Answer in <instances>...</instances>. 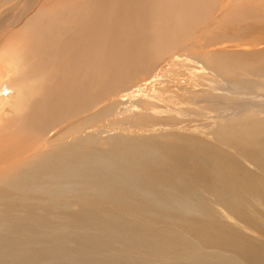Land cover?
<instances>
[{
    "label": "bare ground",
    "instance_id": "bare-ground-1",
    "mask_svg": "<svg viewBox=\"0 0 264 264\" xmlns=\"http://www.w3.org/2000/svg\"><path fill=\"white\" fill-rule=\"evenodd\" d=\"M0 264H264V0H0Z\"/></svg>",
    "mask_w": 264,
    "mask_h": 264
},
{
    "label": "rangeland",
    "instance_id": "rangeland-1",
    "mask_svg": "<svg viewBox=\"0 0 264 264\" xmlns=\"http://www.w3.org/2000/svg\"><path fill=\"white\" fill-rule=\"evenodd\" d=\"M198 71H194V72H192V74L194 75V76H196V77H198V76H200L201 75V71H199L198 73H197ZM188 73V72H187ZM163 88L164 87H160V88H158V89H156V88H154V87H152L151 89H149V88H143V91H144V93H146V94H148V95H153L154 94V91L156 92V91H162L163 90ZM166 92H168V91H166ZM239 92V94H242L243 95V93L241 92V91H238ZM253 241V240H252Z\"/></svg>",
    "mask_w": 264,
    "mask_h": 264
}]
</instances>
